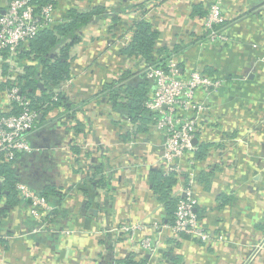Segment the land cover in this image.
I'll return each mask as SVG.
<instances>
[{"label":"crops","instance_id":"crops-1","mask_svg":"<svg viewBox=\"0 0 264 264\" xmlns=\"http://www.w3.org/2000/svg\"><path fill=\"white\" fill-rule=\"evenodd\" d=\"M54 1L60 12L99 5L123 10L117 24L127 26L130 8L144 2L145 19L160 32L157 45L172 46L202 35L204 16L191 13L194 4L204 8L211 0ZM221 7L228 39L198 41L178 55L182 72L198 68L224 80L217 92L196 93L210 108L198 120L193 149L176 161L184 173L191 165L203 173L194 186V212L212 239L175 236L150 181V171L162 166L164 133L150 121L130 137L125 116L101 94L106 82L143 65L122 54L123 29L108 33L104 15L83 26L71 44L66 106L40 115L42 124L29 134L33 150L16 165L18 180L47 193L53 211L45 230L35 232L38 222L27 203L4 188L0 264H120L128 257L140 264H264V0H221ZM2 95L0 87V110ZM76 121L84 130L78 134ZM127 140L129 148L122 145ZM183 175L175 195L185 185ZM125 223L141 228L121 232Z\"/></svg>","mask_w":264,"mask_h":264},{"label":"built area","instance_id":"built-area-1","mask_svg":"<svg viewBox=\"0 0 264 264\" xmlns=\"http://www.w3.org/2000/svg\"><path fill=\"white\" fill-rule=\"evenodd\" d=\"M58 10L52 3L34 5L31 0H9L0 9V84L11 82L10 86L3 89L2 95L7 105L5 108L7 114H0V162L15 161L22 154L33 150L29 142V134L38 130L40 113L31 108L30 99L21 93L17 84L18 78L25 74L24 64L18 59V50L40 30L56 22L59 14L63 12ZM206 10L201 27L205 39L200 40L199 43L225 42L228 38L224 33L226 17L222 11L221 0H211ZM142 17L146 18V13ZM117 26L119 27L117 23L113 25L108 23L105 29L111 33ZM130 34L129 30L120 34V38H124L125 45L131 40ZM177 56L172 54L166 60L164 67L147 65L143 62L142 70L147 78L155 82L154 90L145 102V106L153 113L151 121L165 135L164 151L160 158L161 168L166 174L172 172L178 178L184 174V171L176 161L193 149L192 140L201 130L198 120L210 108L206 103L196 101L195 95L198 91L205 94L217 92L224 80L208 76L198 68H190L182 72ZM262 61L264 62V56ZM69 81L70 78L54 90L53 101H58V96L64 94ZM14 109L16 112L13 111ZM126 123L127 133L131 137L137 131L140 122L126 118ZM122 145L128 148L132 146L130 140ZM188 170L186 172L188 182L179 188V193L176 195L178 201L170 227L177 238L185 235L197 242H209L212 235L200 224L194 212L197 204L194 192L195 167L191 165ZM15 190L16 196L27 203L29 215L38 222L34 231H44L47 225L46 217L53 211L48 198L21 181L16 183ZM140 228L139 224L125 223L122 224L120 231L134 233Z\"/></svg>","mask_w":264,"mask_h":264},{"label":"trees","instance_id":"trees-1","mask_svg":"<svg viewBox=\"0 0 264 264\" xmlns=\"http://www.w3.org/2000/svg\"><path fill=\"white\" fill-rule=\"evenodd\" d=\"M161 1L158 0V2ZM31 2L34 5L52 3L57 7L54 0H31ZM145 6L144 2L133 5L129 10L134 13L131 23L128 26L124 23L119 24V29H123L121 32L129 30L132 33L131 40L121 50L125 56L142 60L147 65L164 67L166 60L172 54H182L188 49L189 45L193 46L198 41L205 39V36L198 35L194 36L189 44L181 41L174 43L172 46H158L156 40L160 32L155 30L153 25L142 17L144 11H146ZM202 7L201 4H194L192 17L205 16L207 10L206 7ZM1 8L3 7L0 5ZM121 13H123V10L109 9L101 5L94 6L89 10L67 9L59 14L60 16L56 22L40 30L35 37L18 50V59L24 64L25 74L18 78L17 84L21 93L30 99L32 109L38 111L43 117L55 106H66L62 94L58 96V101H53L52 97L55 94L54 90L73 75L70 47L73 45L72 43L79 40V31L83 26L104 15L110 19L109 24H116L121 19ZM178 64L181 66L179 61ZM142 66L138 67L137 64V72L132 71L131 68L126 69L119 78L106 82L101 91V94L110 100L120 114L133 121H139L140 124L152 120L153 113L147 109L145 102L149 99L155 86V82L145 76ZM39 81L44 84V89L39 88L37 85ZM10 85L11 82L3 83L0 84V87L4 89ZM6 106L5 104L4 108L0 110V114H7ZM13 111L16 112V109ZM42 119L39 118V124H42ZM76 123L78 125L74 128V134L84 131L78 121ZM18 161L19 158L12 162H0V176L4 179V188L13 196L16 195L15 186L19 181L16 169ZM202 174V172H197L195 180L201 181ZM183 176L184 184H186L188 182L187 173H184ZM150 181L153 192L164 204L166 217L172 224L178 201V197L174 194V187L178 182V178L174 173L166 174L162 168H159L150 171ZM52 192L56 193L58 191L51 189L48 193ZM41 195L47 197V193H41ZM120 264L140 263L128 257Z\"/></svg>","mask_w":264,"mask_h":264},{"label":"water","instance_id":"water-1","mask_svg":"<svg viewBox=\"0 0 264 264\" xmlns=\"http://www.w3.org/2000/svg\"><path fill=\"white\" fill-rule=\"evenodd\" d=\"M37 85L39 86V88L44 89V84L42 82H39ZM3 189H4V184H3V181L0 179V197L3 193Z\"/></svg>","mask_w":264,"mask_h":264}]
</instances>
